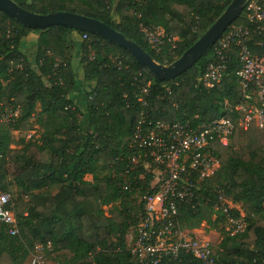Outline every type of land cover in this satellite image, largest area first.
Here are the masks:
<instances>
[{
  "label": "trees",
  "instance_id": "16d2710c",
  "mask_svg": "<svg viewBox=\"0 0 264 264\" xmlns=\"http://www.w3.org/2000/svg\"><path fill=\"white\" fill-rule=\"evenodd\" d=\"M13 1L34 13L69 11L98 19L136 42L155 61L169 64L231 0ZM243 21L241 13L233 22ZM140 24L161 26L177 37L174 55L151 50ZM33 32L37 51L31 62L20 43ZM212 46L185 72L158 80L126 49L106 39L64 25L44 29L22 25L0 10V101L19 110L12 122L0 125V193H10L17 221V233L10 235L8 225L0 220V264H22L35 244L47 242L51 260L75 262L90 253L94 264H138L130 247L142 212L138 198L149 175L144 181L134 178L136 188L131 192L121 190L116 175L125 164L123 143L140 116L137 97L146 82L150 84L144 110L153 120H188L196 125L221 115L233 119L229 143L212 144L219 169L208 183L221 187L240 205L247 224L235 236L224 232L216 253L224 264H264V129L250 125L242 130L226 108L240 98L235 52L220 83L213 87L190 83L213 60ZM75 47L83 81L92 84L86 93L87 131L80 127L82 111L68 97L78 79L72 64ZM166 83L171 85L169 95L162 87ZM37 105V122L43 126L39 139L14 141L11 131L28 130ZM102 171L108 174L98 176ZM87 174L91 180L84 178ZM12 184L17 187L15 195L10 192ZM211 191L204 185V196ZM103 206H108L107 211ZM211 213V204L182 206L177 226L193 229L206 220L215 227L222 217L211 219ZM170 264L200 263L181 253Z\"/></svg>",
  "mask_w": 264,
  "mask_h": 264
},
{
  "label": "built area",
  "instance_id": "2783aa9c",
  "mask_svg": "<svg viewBox=\"0 0 264 264\" xmlns=\"http://www.w3.org/2000/svg\"><path fill=\"white\" fill-rule=\"evenodd\" d=\"M241 13L244 21L231 22L225 28L212 44L213 60L190 83L194 87H213L220 83L228 74L235 52L234 75L240 98L226 108L236 117L237 126L242 130L250 125L264 129V0H245ZM139 29L155 53L174 55L177 37L169 35L161 26L140 24ZM113 60L120 64L116 58ZM149 84L142 86L137 97L142 110L132 133L124 140L125 164L116 175L118 186L128 192L136 188L134 178L144 181L149 175L138 198L142 212L138 215L130 252L138 264H170L178 260L181 253L190 254L200 264H224L218 260V244L178 228L177 215L182 206L194 209L201 204H211L214 215H221L220 223L228 236L245 229V213L238 203L225 196L221 187L216 185L208 196L203 195L204 185L219 169L212 144L229 143L234 121L226 115L196 125L188 120H153L146 114L147 109L144 110L148 106ZM162 87L166 95L171 93L170 84ZM18 114L17 108L0 101V122H12ZM118 160L123 158L118 157ZM134 173L137 175L131 176ZM12 205L10 193H0V220L8 225L10 235L17 233ZM49 251V242L35 244L27 264H94L90 253L82 260L65 262L49 259Z\"/></svg>",
  "mask_w": 264,
  "mask_h": 264
},
{
  "label": "water",
  "instance_id": "95a60500",
  "mask_svg": "<svg viewBox=\"0 0 264 264\" xmlns=\"http://www.w3.org/2000/svg\"><path fill=\"white\" fill-rule=\"evenodd\" d=\"M244 2L245 0H231L211 25L179 57L167 65L155 61L147 51L125 37L123 33L92 17L69 11L34 13L20 7L13 0H0V10L18 23L33 28L44 29L54 25H64L87 31L126 49L136 62L146 68L156 79L168 80L195 64L225 28L240 16Z\"/></svg>",
  "mask_w": 264,
  "mask_h": 264
},
{
  "label": "rangeland",
  "instance_id": "374dc122",
  "mask_svg": "<svg viewBox=\"0 0 264 264\" xmlns=\"http://www.w3.org/2000/svg\"><path fill=\"white\" fill-rule=\"evenodd\" d=\"M79 78H81V77H79ZM81 79H82L81 81H82L83 87H85V84L87 82H84L83 81V78H81ZM83 111H84V113H83L84 116L88 119L87 107L84 108ZM37 112H39L38 105L36 106L35 113L33 114V116L30 117V128L28 130H24V131H16L15 130V131H11V135H12L14 141H17L21 137H24L25 139H29V138H31V139H39V136L41 135L42 130H43V126H42V124H40L39 122H37V118H38L37 117ZM6 124L7 123L0 122V125H4L5 126ZM80 127H81V129L83 131H87V129H88V121L86 120L85 123H81L80 124ZM10 147L14 148V147H18V146H15V144L14 145L12 144ZM107 174H108V172L102 171V172H99L98 173V176L102 177V176H105ZM85 177H86V179H90V180L92 178V176H89L88 174L85 175ZM205 185L209 186L210 188H213L216 184L214 185L213 182L212 183L209 182V183H206ZM16 191H17V187L14 184H12L10 186V192H11V194L15 195L16 194ZM103 209L105 211H107L108 206H103ZM210 217H211V219H213L215 217L214 213L213 214L211 213V216ZM193 230H191V229H188V230L185 229V231L189 232L192 235H196L198 237H205V238H207L214 245H217L218 244V242L221 240V238L223 237V234H224V228H223V225L221 223H218L215 227H212L209 223L206 222V220H203L201 222V224H199L198 227L193 228ZM129 234H132V237L134 235L133 234V231H132V233H129ZM32 253H33V249L31 250V252L27 256L26 260L22 262V264H27V262L29 260V257H30V255ZM11 264H16V263H11Z\"/></svg>",
  "mask_w": 264,
  "mask_h": 264
},
{
  "label": "crops",
  "instance_id": "0c3cea01",
  "mask_svg": "<svg viewBox=\"0 0 264 264\" xmlns=\"http://www.w3.org/2000/svg\"><path fill=\"white\" fill-rule=\"evenodd\" d=\"M20 47L23 50V52L25 53V55L27 56V58L29 59V61L33 62L34 56H35L36 51H37V35H36V33L33 32V33L29 34L25 39H23L20 43ZM78 54H79V50L77 47H75L74 58L72 60V64H73V67L78 74V78L79 77L83 78L82 67L79 66V64H78V58H77ZM81 78L76 80L74 88L71 91V93L68 95V97L80 108L82 113H84L83 109L86 108V98H87L86 93H87L88 89H90L92 87V84L86 83L85 87H83ZM86 120L88 121V119L83 114L82 123H85ZM88 175L91 176L90 174H88ZM84 178L86 179V177H84ZM86 180H90V179H86ZM191 230H193V229H191Z\"/></svg>",
  "mask_w": 264,
  "mask_h": 264
}]
</instances>
